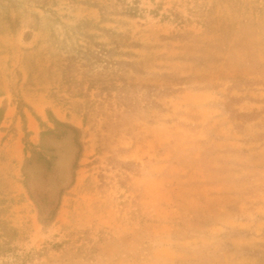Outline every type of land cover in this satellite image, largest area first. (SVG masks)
I'll list each match as a JSON object with an SVG mask.
<instances>
[{"label": "rangeland", "instance_id": "obj_1", "mask_svg": "<svg viewBox=\"0 0 264 264\" xmlns=\"http://www.w3.org/2000/svg\"><path fill=\"white\" fill-rule=\"evenodd\" d=\"M0 264H264V0H0Z\"/></svg>", "mask_w": 264, "mask_h": 264}]
</instances>
